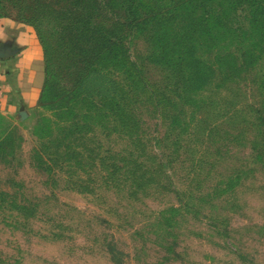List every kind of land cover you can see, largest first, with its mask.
<instances>
[{"label": "rangeland", "instance_id": "1", "mask_svg": "<svg viewBox=\"0 0 264 264\" xmlns=\"http://www.w3.org/2000/svg\"><path fill=\"white\" fill-rule=\"evenodd\" d=\"M173 6L0 0L42 54L35 21L59 49L74 18L117 33L132 62L95 65L63 120L39 102L0 113V264H264V26ZM183 42L213 68L193 92L173 66Z\"/></svg>", "mask_w": 264, "mask_h": 264}, {"label": "trees", "instance_id": "2", "mask_svg": "<svg viewBox=\"0 0 264 264\" xmlns=\"http://www.w3.org/2000/svg\"><path fill=\"white\" fill-rule=\"evenodd\" d=\"M173 3L174 6L172 9L174 11L181 6H185L186 11H189L190 5L193 7V14H195L194 9L200 6H209L211 8L215 6L214 10L216 12H214V14H211L209 8H203V14L198 21L200 25H203L202 19L213 17L217 22L229 30L238 17L236 10L240 8L239 14L245 17V19L249 18L250 21L254 22L261 18L260 25L256 27L258 33L255 31V35L261 34L260 26H264V5L261 3V0H173ZM142 16L143 15H139L136 12L137 19L135 21L137 23L142 21L143 19H139ZM166 18L167 16L164 19ZM71 19H73L71 21L73 26L70 27L66 41L61 45L57 43L59 49H56L54 43L45 36L39 21L33 22L37 26V34H39L43 44V60L45 61L44 73H46L38 102L41 106L52 110L60 120L66 118V113L71 114L74 111L72 103L75 100L74 93L77 95L81 83H83L92 72L96 71L95 65L103 64L121 68L126 74H130L132 69V62L128 61V58H126L121 42L118 43L116 41V39H119L117 33L111 31L103 32L101 31L103 29L89 25V22L85 19ZM239 23H241L240 25L243 28L244 24L242 21H239ZM28 24L32 25L31 23ZM126 24H128V21H126ZM182 46H184L185 49L181 51L183 53H180L181 56L179 54V61L174 63L173 66H177L180 73L185 76L183 80V82L186 83L184 84L185 87L190 86L192 92L196 91V89L200 90L209 82L213 74V68L208 62L201 59V57L195 56L194 51H191L192 48L187 46L186 42H183ZM60 48L61 53L66 56V60L59 62L57 60L58 56H62ZM55 51H59L58 54L60 55L56 54ZM254 52L255 47L246 48L244 50L242 53L244 63H248V58L252 57ZM231 58L232 56L229 55V59ZM166 60L169 61V59ZM185 90L187 91V89ZM99 103L100 105L109 107L115 115L122 109V104L119 100H116L111 95L106 97L104 102Z\"/></svg>", "mask_w": 264, "mask_h": 264}, {"label": "crops", "instance_id": "3", "mask_svg": "<svg viewBox=\"0 0 264 264\" xmlns=\"http://www.w3.org/2000/svg\"><path fill=\"white\" fill-rule=\"evenodd\" d=\"M43 80V54L33 27L0 16V113H27L38 102Z\"/></svg>", "mask_w": 264, "mask_h": 264}]
</instances>
